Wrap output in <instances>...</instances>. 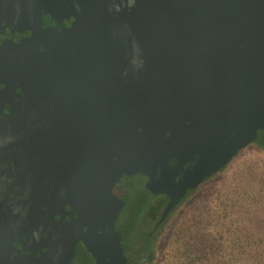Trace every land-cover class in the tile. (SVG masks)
Wrapping results in <instances>:
<instances>
[{"label":"water","instance_id":"obj_1","mask_svg":"<svg viewBox=\"0 0 264 264\" xmlns=\"http://www.w3.org/2000/svg\"><path fill=\"white\" fill-rule=\"evenodd\" d=\"M53 1L57 18L72 19L61 29L38 26V35L55 41L51 58L43 38L38 62L70 77L60 86L71 96L70 110L86 113V144L101 153L97 205L65 227L85 225L79 236L96 264H124L113 230L122 200L110 192L121 172L150 173L184 144L197 152L172 194L162 188L168 199L158 222L186 186L264 127V0ZM30 42L12 45L23 51L17 63H31L35 55L24 54ZM159 183L161 176L148 184L152 192Z\"/></svg>","mask_w":264,"mask_h":264},{"label":"flooded vegetation","instance_id":"obj_2","mask_svg":"<svg viewBox=\"0 0 264 264\" xmlns=\"http://www.w3.org/2000/svg\"><path fill=\"white\" fill-rule=\"evenodd\" d=\"M53 2L47 0L44 6L40 0H0V61L7 57L15 60L14 64L0 62V264H96L79 236L85 225L65 227L77 212L85 213L84 210L97 205L101 153L97 147L93 152L92 145L86 144V113L70 110L71 96L67 88L60 86L67 84L70 77L67 79L65 72L56 74L53 63L38 62L43 38L51 45V58L55 51V41L49 42L54 36L38 35L39 27L61 29L69 26L72 19L57 18L50 7ZM27 38L32 42L24 54L35 55V59L32 57L31 63H17L16 57L23 51L12 45ZM186 147L182 145V150L167 156L164 163H157L150 173L121 172L112 181L110 192L122 200L113 230L121 244L124 264H136L150 253L149 244L144 254L140 250L130 251L131 245L125 244L120 234L123 220H118V216L124 212L127 215L131 209L127 198L139 199L138 214L142 217L143 194L153 199L155 203L149 211L154 216L151 223L155 229L178 201L192 194L210 174L186 186L156 222L168 199L162 188L172 194L173 186L181 182L197 158V152H188ZM158 176L161 183L154 186L158 192H152L148 184ZM168 179L170 183H166ZM47 249L50 254L43 256Z\"/></svg>","mask_w":264,"mask_h":264},{"label":"rangeland","instance_id":"obj_3","mask_svg":"<svg viewBox=\"0 0 264 264\" xmlns=\"http://www.w3.org/2000/svg\"><path fill=\"white\" fill-rule=\"evenodd\" d=\"M257 180L262 183V188H259L258 191L246 188L245 191L248 193H242L244 185L251 184L254 186ZM214 194H220L222 197L235 202L232 205L231 214H233L232 219L237 221H232L230 225L226 219L230 229L237 228V233L241 237L235 245L241 243L247 249L255 247V251L257 248L260 251L261 246H264V150L254 143H249L240 149L225 168L207 178L191 196L186 197L179 204L172 214L173 217L161 228L162 236L157 242L153 258L151 260L140 259L136 264L186 263L184 256L174 252V246L172 247V242H170L175 232L173 229H180L182 238H187L193 244L202 245L206 255L201 261L198 259L195 261L201 264H210V195ZM143 197L145 198L142 203L145 213L143 215L149 221L153 217L152 211L149 210L155 202L146 194H143ZM243 211L246 214L241 219L239 214H242ZM125 214L126 212L119 215L118 220H123ZM131 234L135 238L137 233L133 231ZM243 235L249 236L247 242ZM227 241V236L224 239L212 240V242L221 245ZM259 258L258 254L253 256L248 251V253L241 254L236 261L244 264H256Z\"/></svg>","mask_w":264,"mask_h":264},{"label":"trees","instance_id":"obj_4","mask_svg":"<svg viewBox=\"0 0 264 264\" xmlns=\"http://www.w3.org/2000/svg\"><path fill=\"white\" fill-rule=\"evenodd\" d=\"M249 143H254L256 146L264 150V127L256 129L255 137L246 144ZM235 155L236 154L233 153L221 166H219L208 176H206L201 183L225 168V166L228 165V163L234 158ZM201 183H199V185ZM255 184L254 186H252L251 184L244 185V187L242 188V193L246 192V188L255 191H258L259 188H262V183L259 182V180H257V183ZM189 196H191V194H188V196L186 197ZM186 197L178 201V203L165 216L164 220L160 222V224L155 229H152L151 223V220L154 218V216L151 220L147 221L146 217H142L138 214L139 199L135 200L127 198L131 204V209L127 212V215L124 216L119 231L120 234L124 237V243L127 245H131L130 251L131 249L140 250V254H144V250L150 248L149 255L143 256L142 260H151L155 254L157 242L162 236L161 228L166 224V222H169V220L173 217L172 214L174 213L175 209ZM234 203L235 202L233 200H228L225 197H222L220 194L210 195V264H244L238 263L236 260L240 257L241 254L246 252L248 253V251H250V255L254 256L258 254L260 256V258L258 259V263L256 264H264V246H261L260 251H258V248L257 251H255V247H250V249H247V247L241 243L235 245V243L237 244L236 241L240 240L241 237L237 233V228L231 230L228 225H231L232 221H237L232 219L233 214H231V210L233 207L232 205ZM244 214H246L245 211H243L242 214L240 213L239 217L243 219L242 217H244ZM226 219L228 221V224L226 223ZM133 228H135L134 232L136 231L137 233L135 238H133V234H131V230ZM179 230L180 229H173V231L175 232L170 240V242H172V247L174 246V252L177 255L180 254L185 257L186 263L184 264H201L200 262L197 263V261L195 260L198 259V261H201L205 257V248L202 245L193 244L192 242L188 241L187 238H182ZM225 236H227L228 241L225 242L224 245L212 242V240H215L216 238L224 239ZM243 238L247 242L249 236L243 235ZM132 243L135 244V246H133ZM146 244H149L150 247L148 248ZM139 245H141L142 247H137ZM241 260L243 261V258H241Z\"/></svg>","mask_w":264,"mask_h":264}]
</instances>
